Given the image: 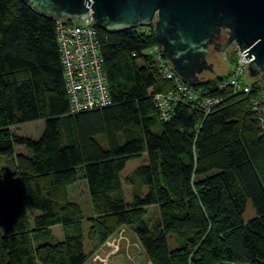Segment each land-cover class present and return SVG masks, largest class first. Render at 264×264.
<instances>
[{
  "label": "trees",
  "instance_id": "16d2710c",
  "mask_svg": "<svg viewBox=\"0 0 264 264\" xmlns=\"http://www.w3.org/2000/svg\"><path fill=\"white\" fill-rule=\"evenodd\" d=\"M148 27L97 26L112 102L69 114L54 19L0 0V155L14 163L0 171V264L85 263L79 226L66 229L83 218L66 193L79 170L92 206L88 239L103 243L128 225L151 264H264V136L248 111L251 94L231 95L217 76L199 79L195 88L224 100L206 115L196 103H178L160 120L151 96L175 84L147 54L159 44ZM39 120L37 140L11 130ZM143 153L135 173L146 193L128 203L120 171ZM248 199L256 216L244 221ZM26 202L39 211L33 225ZM149 205L159 213L151 229L141 222ZM54 225L64 226L62 240L51 241ZM168 235L180 242L173 249Z\"/></svg>",
  "mask_w": 264,
  "mask_h": 264
},
{
  "label": "water",
  "instance_id": "95a60500",
  "mask_svg": "<svg viewBox=\"0 0 264 264\" xmlns=\"http://www.w3.org/2000/svg\"><path fill=\"white\" fill-rule=\"evenodd\" d=\"M20 1L53 19L90 16L108 31L153 24L164 57L191 84L205 71L216 73L209 53L223 54L232 43L249 59L248 79L264 72V0Z\"/></svg>",
  "mask_w": 264,
  "mask_h": 264
},
{
  "label": "built area",
  "instance_id": "2783aa9c",
  "mask_svg": "<svg viewBox=\"0 0 264 264\" xmlns=\"http://www.w3.org/2000/svg\"><path fill=\"white\" fill-rule=\"evenodd\" d=\"M54 22L64 86L69 100V114L111 105L97 26L93 19L87 16L54 19ZM148 26L149 24L139 25L142 30H148ZM230 50L233 58L230 76L219 74L218 86L229 88L231 95L251 94L248 111L254 117L260 135L264 136V72L255 79H248L249 59L246 58V53L232 43L221 55L228 56ZM147 54L156 61L160 76L173 80L175 84L173 89L155 92L151 96L160 120H169L178 103H196L206 115L224 100L223 97L207 95L193 84L183 81L164 57L161 45L153 44L147 49Z\"/></svg>",
  "mask_w": 264,
  "mask_h": 264
},
{
  "label": "rangeland",
  "instance_id": "374dc122",
  "mask_svg": "<svg viewBox=\"0 0 264 264\" xmlns=\"http://www.w3.org/2000/svg\"><path fill=\"white\" fill-rule=\"evenodd\" d=\"M231 50L229 51V55L226 57H223L217 52L211 51L209 53L210 56L208 57V60L214 61L215 65L213 68L216 70V73L205 71V73L202 74L203 77L200 79H213L219 74H227L230 76V69L233 64ZM11 130L18 135L37 140L44 130V123L43 121L39 120L21 124L16 127H11ZM96 138L100 141L103 147H107V143L103 136L97 135ZM14 150L15 152H26L24 147L19 145L15 146ZM145 162V153L138 156H131L128 158L125 166L120 171L121 189L125 201L128 203H131L134 200L135 195H143L146 193V187L140 184L135 173L136 168ZM13 167V158L0 155V171L3 168L12 170ZM66 193L68 199L78 203L82 209L83 218L80 224L70 225L66 229L70 233H73L75 232L76 227L79 226L82 232L84 249L87 255L84 264H151L146 258L144 250L140 245L132 226H121L103 243H98L95 239L91 240L87 238V232L90 226L88 218L92 216V206L87 189V183L80 170L78 180L74 184L67 187ZM26 210L30 225H33V218L39 213V211L33 208L29 202H26ZM255 216L256 210L253 207L251 200L248 199L245 209L242 213V218L244 221H248ZM158 221V206H145L144 215L141 217V222L151 229L155 227ZM64 229L65 228L62 225L51 226V241L62 240L64 237ZM173 236L174 235L167 236V244L169 249L175 248L180 243L179 241H176Z\"/></svg>",
  "mask_w": 264,
  "mask_h": 264
},
{
  "label": "flooded vegetation",
  "instance_id": "af4514ba",
  "mask_svg": "<svg viewBox=\"0 0 264 264\" xmlns=\"http://www.w3.org/2000/svg\"><path fill=\"white\" fill-rule=\"evenodd\" d=\"M225 39H226V35H225L224 32H222V42H223V43L225 42ZM230 45H231V44H230ZM230 45H229V46H230ZM229 46H228V47H229Z\"/></svg>",
  "mask_w": 264,
  "mask_h": 264
}]
</instances>
